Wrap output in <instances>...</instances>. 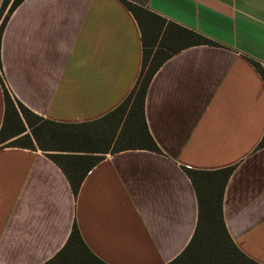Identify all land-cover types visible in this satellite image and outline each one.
<instances>
[{"label":"crops","instance_id":"1","mask_svg":"<svg viewBox=\"0 0 264 264\" xmlns=\"http://www.w3.org/2000/svg\"><path fill=\"white\" fill-rule=\"evenodd\" d=\"M145 4L215 42L181 48L151 80L145 115L161 152L107 153L75 193L46 152L0 146V264L44 263L74 223L109 264H166L188 245L198 221L184 167L231 165L225 222L235 243L264 264V79L253 63L264 66V0ZM142 52L141 28L122 0H23L1 37L0 129L2 79L36 114L83 122L128 95Z\"/></svg>","mask_w":264,"mask_h":264},{"label":"trees","instance_id":"2","mask_svg":"<svg viewBox=\"0 0 264 264\" xmlns=\"http://www.w3.org/2000/svg\"><path fill=\"white\" fill-rule=\"evenodd\" d=\"M23 0H3L0 8L1 37L9 15ZM136 17L142 32V64L128 95L106 114L83 122L44 118L16 99L3 79L5 115L0 129V146L41 149L65 172L78 192L92 167L107 153L129 149L161 152L150 132L145 99L154 74L173 53L185 46L214 44L198 32L168 22L147 9L146 0H122ZM6 10V12H5ZM5 12V13H4ZM178 45L175 48L174 45ZM264 79V66L253 61ZM264 146V135L258 147ZM198 198V221L188 245L166 264H263L248 256L233 240L224 218L225 186L234 165L202 170L184 167ZM42 264H109L91 251L74 223L64 246Z\"/></svg>","mask_w":264,"mask_h":264},{"label":"rangeland","instance_id":"3","mask_svg":"<svg viewBox=\"0 0 264 264\" xmlns=\"http://www.w3.org/2000/svg\"><path fill=\"white\" fill-rule=\"evenodd\" d=\"M141 1H143V0H141ZM5 12H6V10H5ZM5 12H4V13H5ZM1 20H2V17H1V19H0V22H1Z\"/></svg>","mask_w":264,"mask_h":264}]
</instances>
